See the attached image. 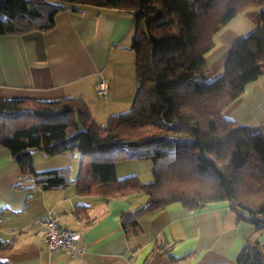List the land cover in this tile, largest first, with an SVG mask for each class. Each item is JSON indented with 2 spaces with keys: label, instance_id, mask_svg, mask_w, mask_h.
<instances>
[{
  "label": "trees",
  "instance_id": "1",
  "mask_svg": "<svg viewBox=\"0 0 264 264\" xmlns=\"http://www.w3.org/2000/svg\"><path fill=\"white\" fill-rule=\"evenodd\" d=\"M106 7L132 14L130 49L136 91L130 108L98 125L81 98H0V147L23 176L43 187L66 184L59 171L36 172L32 150L48 156L77 151L79 194H141L121 214L133 229L140 215L179 202L188 210L226 201L237 221L264 232V131L225 119L245 86L264 74V0H0V34L47 31L63 10ZM240 14L256 24L207 80L206 54L215 36ZM152 161V181L119 179L117 158ZM248 195V196H246ZM247 197V198H246ZM6 246L0 241V255ZM236 264H264V241L242 248ZM0 264H7L0 258Z\"/></svg>",
  "mask_w": 264,
  "mask_h": 264
},
{
  "label": "crops",
  "instance_id": "2",
  "mask_svg": "<svg viewBox=\"0 0 264 264\" xmlns=\"http://www.w3.org/2000/svg\"><path fill=\"white\" fill-rule=\"evenodd\" d=\"M264 8V6H262ZM247 15L235 17L215 36L206 54L207 80L223 69L225 55L241 37L255 29ZM132 14L113 8L63 10L47 31L0 34V98L58 100L89 98L104 79L108 90L105 114L111 105L130 106L136 91L134 53L130 49ZM225 119L264 131V74L247 84L224 111ZM96 121V120H95ZM97 122V121H96ZM79 153L48 156L32 150L36 172L59 171L66 184L43 187L23 176L9 150L0 147V255L7 264H236L251 242L254 226L237 221L226 201L188 210L179 202L140 215L133 229L121 226V214L145 202L141 194L105 197L103 187L79 194ZM56 217L61 227L79 233L83 256L71 257L45 246L39 220Z\"/></svg>",
  "mask_w": 264,
  "mask_h": 264
},
{
  "label": "built area",
  "instance_id": "3",
  "mask_svg": "<svg viewBox=\"0 0 264 264\" xmlns=\"http://www.w3.org/2000/svg\"><path fill=\"white\" fill-rule=\"evenodd\" d=\"M108 84L104 79H100L95 84L97 96L105 98L107 95ZM39 228L43 242L50 252L62 251L71 257L83 256L86 247L77 242L79 233L58 224L55 216L48 213L39 220Z\"/></svg>",
  "mask_w": 264,
  "mask_h": 264
},
{
  "label": "rangeland",
  "instance_id": "4",
  "mask_svg": "<svg viewBox=\"0 0 264 264\" xmlns=\"http://www.w3.org/2000/svg\"><path fill=\"white\" fill-rule=\"evenodd\" d=\"M105 101L98 98L96 95H93L89 98V104L91 108V115L97 121L98 125H104L108 116L105 114ZM116 110L115 113H122L127 111L130 106L123 105H111ZM80 160V156L77 158ZM116 175L119 179L135 176L142 183H149L152 181V161L146 158H117L115 161ZM248 196V195H246ZM247 198V197H246ZM254 240L264 241V232L256 231L253 234L252 243Z\"/></svg>",
  "mask_w": 264,
  "mask_h": 264
}]
</instances>
